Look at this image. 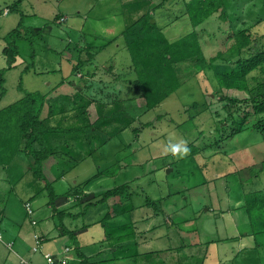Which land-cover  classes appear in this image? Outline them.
Returning <instances> with one entry per match:
<instances>
[{"label":"rangeland","instance_id":"1","mask_svg":"<svg viewBox=\"0 0 264 264\" xmlns=\"http://www.w3.org/2000/svg\"><path fill=\"white\" fill-rule=\"evenodd\" d=\"M135 1L21 0L17 11H11L18 0H0V71L8 67L3 52L5 37L19 28L22 17L26 28L41 30L28 37L23 29L16 65L5 74L6 93L0 99V110L27 93L52 102L59 98V104L66 103L67 109L73 107L75 95H82L85 102H103L107 107L115 97L136 98L140 93L131 89L136 74L122 32L159 1L145 4L141 10L125 7ZM183 1L168 2L154 11L153 20L164 27L171 40L193 30L190 20L181 13ZM250 7L244 6V14ZM57 16L61 18L56 20ZM251 21L248 18L245 24ZM230 28L219 14L198 27L207 57L220 52L225 58H236L231 48L234 40L228 37ZM109 40L115 41L110 44ZM88 51L94 54L91 59ZM81 60L88 63L78 72L74 65ZM225 96L246 98L248 92L227 87L213 73H199L145 115L138 108L129 107L134 116H139L134 127L154 122L138 136L129 128L104 144L99 145L103 140L97 139L98 143L90 146L79 138V133L60 134L59 150L69 157L67 167L71 168L54 164L55 176L48 173L46 180L38 179L30 165L27 170L21 166L20 155L11 167L16 171L9 172L0 164V208L5 210L7 222L32 237L35 232L61 230L48 203L49 194L42 189L50 183L61 196L76 186L82 192L79 198L72 197L60 208L75 215L65 218V225L85 226L87 230L83 238L92 245L80 249L90 255L87 264H264V225H259V230L254 225L258 230L254 235L251 219L255 216L243 207L246 194L264 192V135L248 129L212 146L221 132L226 133L224 136L231 132L221 128L224 122L231 124ZM158 115L162 119L157 120ZM57 121L59 118L53 125L60 127L61 121L56 125ZM62 122L63 127H68L67 121ZM179 140L199 147L194 158L191 151L183 159L164 153L167 143ZM65 143H71L72 148ZM18 168L25 172H18ZM60 174L63 177L58 178ZM95 175L99 177L87 184ZM126 183L131 184L137 207L131 214L104 221L107 209L100 205L79 215L83 208L78 199L90 193L99 199L104 192ZM162 198V209L146 205L148 200ZM27 201L35 209L33 218L37 225L32 224V217L26 212ZM50 213L52 218H48ZM5 235L9 239L11 232ZM15 238L13 249L0 242V264H21L19 256L31 264H46L41 251L28 254L27 250L35 245L34 237ZM100 249L105 251L97 255Z\"/></svg>","mask_w":264,"mask_h":264},{"label":"trees","instance_id":"2","mask_svg":"<svg viewBox=\"0 0 264 264\" xmlns=\"http://www.w3.org/2000/svg\"><path fill=\"white\" fill-rule=\"evenodd\" d=\"M157 1L159 2L152 10H148L137 19L132 20L122 32L131 56V67L136 74L131 89L133 93L138 91L140 94L136 98L115 97L112 99L110 107H107L103 102H85L82 95H75L73 107L67 109L66 103L59 104V98L52 102L43 99L44 96L27 93L18 102L0 110L1 165L10 166L20 152H25L31 158L30 166L35 176L38 179L46 180L44 169L48 161L56 160L55 164L64 166L66 169L69 165V157L61 154L59 150L58 138L60 134L68 136L67 133H79V138L89 142L90 146H95L96 142L98 143L97 139L103 140L99 142V145L104 144L111 136L119 135L129 128H132L138 136L143 128L153 126L154 122L143 123L141 128L134 127L139 116H134L129 107L138 108L145 115L158 108L188 79L199 73H213L227 87L248 92L246 98L224 97L227 101L225 109L229 115L227 119H231V124H228V121L224 122L221 128L223 131L226 129L231 132L225 136L226 133L221 132L219 139L212 143V146L216 145L217 147L224 140H230L248 129H254L264 135V26H261L264 24V0H257L258 2L254 0H182L181 3L185 7L181 13L190 20L193 30L176 40L169 39L164 33V27L157 22L152 23V20L157 8L163 7L168 2H180V0ZM20 2L21 0H18L10 10L17 11V5ZM151 2L154 0H136L127 3L125 7L141 10V7ZM246 4L251 7L245 15L244 6ZM215 14H219L222 21L230 24L232 32L228 37L234 40L231 46L236 55L234 60L225 58L224 54L220 52L211 57H207L204 53L200 42L201 31L198 30V27ZM60 18L61 16H57L56 20ZM248 18L252 21L246 25ZM23 19L24 17H22L19 28L14 29L5 37L7 45L3 52L8 60V67L0 71V99L6 93L5 74L7 70L15 67L20 53L18 40L24 38L23 29H26L24 32L28 37L41 32V30L35 31L32 28H26ZM21 27L22 29H20ZM259 28L262 29L258 30ZM114 41L109 40V43ZM88 49L92 50V48ZM88 55L90 59L94 56L89 51ZM87 63V60H81L74 67L79 72ZM67 98H69L68 94L65 96V101ZM93 104L96 106L93 107ZM58 118L59 121L56 122V125L61 121L58 123L60 127L53 125L54 119ZM156 119L160 120L162 117L158 115ZM63 120L68 122V127H63ZM101 135L103 138L100 137ZM65 146L69 149L72 148L71 143H65ZM188 147L192 157H195L199 147L194 143ZM63 174L58 175V178L63 177ZM98 177L99 175H95L86 183L89 184ZM43 190L49 194L50 201L48 203L52 207L53 213L58 217L62 233L72 239L76 255L82 259L81 264H86L89 259L81 252L78 240V236L85 232L86 228L84 226L77 230H69L64 220L75 215L60 208L72 197L79 198L82 192L75 186L59 196L50 183H47ZM133 196L129 183L104 192L99 199L90 193L83 199H78L83 208L79 215L84 214L91 207L103 205L107 209L104 221L117 219L136 210ZM245 198L244 208L249 214L253 212L255 217L250 216L251 223L258 229L259 225H264V192L248 193ZM164 199L148 200L146 205L158 210L161 208L160 205H163ZM258 211L259 217L257 216ZM256 228H252L254 235L258 234L256 231L259 229ZM132 232L135 235L134 228ZM261 232L264 233V229Z\"/></svg>","mask_w":264,"mask_h":264},{"label":"crops","instance_id":"3","mask_svg":"<svg viewBox=\"0 0 264 264\" xmlns=\"http://www.w3.org/2000/svg\"><path fill=\"white\" fill-rule=\"evenodd\" d=\"M7 10V9H6ZM6 12H8V11H6ZM74 89L76 88L75 86H76V82L74 83ZM54 121H55V119H54ZM24 154H22V153H19L18 155H20V158H21V160H22V165L21 166H25V170H27L28 169V166L30 165V162H31V158L28 156V154L27 153H25V152H23ZM18 155L16 156V158L18 157ZM23 156V157H22ZM16 158L14 159V161L13 162H15V160H16ZM12 162V164L10 165V166H8L7 168H8V171L10 172H13V170L14 171H16V169L14 168H11L12 166H13V163ZM56 163V161H54L52 164H51V162L49 163V169L48 170H45L44 169V173H45V175L47 176L48 175V173H49V175L51 174V175H53V176H55L54 175V164ZM24 169L23 170H20V168H18L17 170H18V172H20L21 171V173H24L25 171H24ZM30 170H31V167H30ZM48 171V172H47ZM66 177V176H65ZM72 199V198H71ZM70 199V201L68 202V203H70L72 200ZM27 202H31V201H27ZM67 203V204H68ZM31 204H32V202H31ZM241 205H242V203H241ZM243 207H245V204L243 203ZM25 208H26V203H25ZM34 209V208H33ZM34 211H35V209H34ZM27 212V211H26ZM50 217H48V218H52L51 217V213H50V215H49ZM7 219H8V216H6V214H5V210L4 209H2V208H0V227H1V230L3 231V234H4V239H6V242H8V243H13V245H14V243H15V241H16V235H17V238H19V237H23L24 236V239L25 240H29V239H32L33 237L35 238V235H40L41 236V238L43 239V245H44V247H43V251L44 252H49V253H52V254H55V255H58V256H63L64 255V252H65V249H66V247H71L72 248V250H71V252H69V255H70V257L72 258V260L70 261V264H81L82 263V259L81 258H79L77 255H76V252H75V249H74V247H73V245H72V243H73V241H72V239L68 236V235H65V234H63L62 233V231L61 230H57L56 229V227H55V230H57V232H53L54 231V229L52 230V232H46V234H44L43 232H41V233H38V232H35L34 233V235H33V237H32V235L30 236V235H25L24 233V231L22 230V229H19V228H16V226H14L13 224L11 225L10 223H8L7 222ZM38 222V221H37ZM33 224V223H32ZM48 224H49V226L51 225V222L49 221L48 222ZM67 225V224H66ZM67 227H68V229L69 230H71V231H73V230H77V229H79V228H81V227H78V226H73L72 225V227L70 228V226L69 225H67ZM11 232V236H10V238L8 239V237L6 238V235H5V233L8 235L9 233ZM24 232V233H23ZM87 232V230L85 231V232H83L82 234H80L79 236H78V240H79V243H80V246H81V249H85L86 248V246H89V245H92V244H90V241H84V238H83V236H84V234ZM32 234V233H31ZM22 242V241H21ZM36 242V241H35ZM23 243V242H22ZM7 247V246H6ZM82 250V251H83ZM27 251H29V255L31 256L32 255V249L31 250H27ZM81 251V252H82ZM105 250H103V249H100L99 250V252H98V254L97 255H99V254H101V253H103ZM83 254L86 256V257H90V255H87L86 253H84L83 252ZM20 254H18V256H19ZM20 258H22L21 256H19ZM105 263H106V261H105ZM87 264V263H86Z\"/></svg>","mask_w":264,"mask_h":264},{"label":"built area","instance_id":"4","mask_svg":"<svg viewBox=\"0 0 264 264\" xmlns=\"http://www.w3.org/2000/svg\"><path fill=\"white\" fill-rule=\"evenodd\" d=\"M26 211L27 214L32 217V223L33 225H37V220L33 218L35 211L33 209V206L30 202L26 203ZM35 245L32 249L33 252L41 251L43 253L44 259L46 261V264H70V261L72 258L69 255L70 248H66L63 256H58L49 252L43 251V239L40 235H35ZM0 242H3L9 249H13V243H8L4 239L3 231L0 227ZM21 264H31L29 261L25 260L24 258H21Z\"/></svg>","mask_w":264,"mask_h":264},{"label":"clouds","instance_id":"5","mask_svg":"<svg viewBox=\"0 0 264 264\" xmlns=\"http://www.w3.org/2000/svg\"><path fill=\"white\" fill-rule=\"evenodd\" d=\"M188 142L186 140H179L178 142H169L164 147V153L170 154L176 159H183L185 158L189 152L190 149L187 146Z\"/></svg>","mask_w":264,"mask_h":264},{"label":"water","instance_id":"6","mask_svg":"<svg viewBox=\"0 0 264 264\" xmlns=\"http://www.w3.org/2000/svg\"><path fill=\"white\" fill-rule=\"evenodd\" d=\"M152 23H155V20H152Z\"/></svg>","mask_w":264,"mask_h":264}]
</instances>
